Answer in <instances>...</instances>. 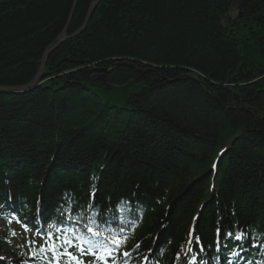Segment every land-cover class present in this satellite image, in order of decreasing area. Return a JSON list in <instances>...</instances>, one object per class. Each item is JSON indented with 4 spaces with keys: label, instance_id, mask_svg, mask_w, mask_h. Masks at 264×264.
<instances>
[{
    "label": "trees",
    "instance_id": "1",
    "mask_svg": "<svg viewBox=\"0 0 264 264\" xmlns=\"http://www.w3.org/2000/svg\"><path fill=\"white\" fill-rule=\"evenodd\" d=\"M92 1L77 0L68 35ZM73 2L0 0V86L33 80ZM237 6L101 0L38 83L0 91V264L57 228L123 232L140 244L130 264H244L225 236L244 231L264 264V0Z\"/></svg>",
    "mask_w": 264,
    "mask_h": 264
},
{
    "label": "snow or ice",
    "instance_id": "2",
    "mask_svg": "<svg viewBox=\"0 0 264 264\" xmlns=\"http://www.w3.org/2000/svg\"><path fill=\"white\" fill-rule=\"evenodd\" d=\"M213 169H215V164H213ZM91 197L95 198V189L90 193ZM198 217H194L195 220ZM195 230V223L193 228L189 231V243L192 242V237ZM89 235L87 238L82 235L75 234L74 229L68 228H57L56 233L53 234L51 231L47 233L44 243L40 244L38 241L29 239L27 242V250L30 253L25 257L24 264H28L29 261L39 260L41 264H84L83 256L92 255L94 258V264H130V261L134 258L139 257L137 249H139L140 244L136 243L133 247H128V237L125 233L121 232L117 235L115 242L106 240L104 237L99 235V229L92 231L87 230ZM220 229H217V235H219ZM13 236L16 233L13 231L11 233ZM37 235H43L37 232ZM230 239L237 242H241L236 245L239 251H234L231 253L235 256L237 260L243 258L244 264H256L254 253H258L260 245H253L250 243L255 237L249 234L245 236L244 231H240L233 235L232 232L225 233ZM245 241L249 242L248 252L253 255V259L249 262L248 258L243 256L245 251ZM196 246L199 248L200 252H203L202 243L199 241V237H196ZM21 248V255H24V247ZM227 245L225 244V248ZM123 249V251H121ZM219 250V249H218ZM151 252V250H150ZM135 254V255H134ZM123 257V261L120 260ZM2 259V258H0ZM150 257L148 255L143 257V264H148ZM201 262H203V257H201ZM188 264H197L196 258L193 257L189 260ZM227 264H232V260L228 259Z\"/></svg>",
    "mask_w": 264,
    "mask_h": 264
},
{
    "label": "water",
    "instance_id": "3",
    "mask_svg": "<svg viewBox=\"0 0 264 264\" xmlns=\"http://www.w3.org/2000/svg\"><path fill=\"white\" fill-rule=\"evenodd\" d=\"M101 0H93V2L91 3L90 7H89V10H88V14H87V17L82 25V27L75 33L73 34L72 36H68L67 34V29H68V26H69V22L73 16V12L75 10V6H76V2L77 0H75L73 6H72V10H71V13H70V16H69V20H68V23L66 25V27L64 28V30L62 31V33L58 36V38L49 45V47L46 49V51L44 52V55L42 57V60H41V67L37 73V75L34 77V79L26 84V85H22V86H19V87H8V86H0V91H15V90H19V91H23V90H26L28 89L29 87H32L34 86L36 83H38L42 77L44 76V67H45V63H46V60H47V57H49V55L55 51L66 39H68L69 37H75L77 35H79L86 27L87 23H88V20L90 19L93 11L95 10L96 6L99 4ZM248 0H243L240 4H239V12L241 11V9L247 4ZM257 19H260V16H257L256 17Z\"/></svg>",
    "mask_w": 264,
    "mask_h": 264
},
{
    "label": "rangeland",
    "instance_id": "4",
    "mask_svg": "<svg viewBox=\"0 0 264 264\" xmlns=\"http://www.w3.org/2000/svg\"><path fill=\"white\" fill-rule=\"evenodd\" d=\"M238 1H239V4H240L243 0H237V2H238ZM74 2H75V0H74ZM74 2H73V4H74ZM92 2H93V1H92ZM76 4H77V2H76ZM75 7H76V6H75ZM237 7H239V6H237ZM71 10H72V9H71ZM73 13H74V12H73ZM233 13L235 14L236 11L234 10ZM87 14H88V13H87ZM86 17H87V16H86ZM78 30H79V29H78ZM78 30H77V31H78ZM77 31H76V32H77ZM83 31H84V30H83ZM83 31H82V32H83ZM76 32H74L73 34H75ZM82 32H81V33H82ZM81 33H80V34H81ZM67 34H68V33H67ZM73 34L68 35V36H72ZM77 36H78V35H77ZM77 36H75V37H77ZM69 38H73V37H69ZM69 38H68V39H69ZM68 39H66V40H68ZM66 40H65V41H66ZM65 41H64V42H65ZM64 42H63V43H64ZM52 53H53V52H52ZM43 55H44V53H43ZM50 55H51V54H50ZM50 55H49V56H50ZM42 57H43V56H42ZM48 58H49V57H47V60H46V63H45V67H46V64H47ZM41 60H42V58H41ZM41 60H40V66H39V69H40V67H41ZM45 67H44V69H45ZM38 71H39V70H38ZM36 75H37V74H36ZM33 79H34V78H33ZM19 86H22V85L11 86V87H19ZM8 87H10V86H8ZM23 91H25V90H23ZM13 92H19V90H15V91H13ZM21 239H25V233H24L23 235L17 237V238L15 239V242H16V243H19V240H21Z\"/></svg>",
    "mask_w": 264,
    "mask_h": 264
},
{
    "label": "bare ground",
    "instance_id": "5",
    "mask_svg": "<svg viewBox=\"0 0 264 264\" xmlns=\"http://www.w3.org/2000/svg\"><path fill=\"white\" fill-rule=\"evenodd\" d=\"M86 26H87V25H86ZM81 27H82V26H81ZM81 27H80V28H81ZM80 28H79V29H80ZM85 28H86V27H85ZM63 30H64V29H63ZM84 30H85V29H84ZM61 33H62V32H61ZM61 33H60V34H61ZM60 34H59V35H60ZM79 35H80V34H79ZM57 38H58V37H57ZM57 38H56V39H57ZM56 39H55V40H56ZM55 40H54V41H55ZM54 41H53V42H54ZM53 42H52V43H53ZM48 47H49V46H48ZM48 47H47V48H48ZM45 51H46V50H45Z\"/></svg>",
    "mask_w": 264,
    "mask_h": 264
}]
</instances>
